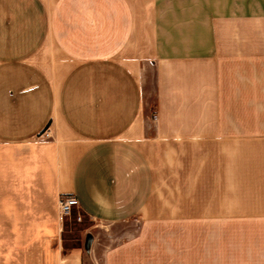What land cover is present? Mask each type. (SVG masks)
<instances>
[{"label":"crops","instance_id":"crops-1","mask_svg":"<svg viewBox=\"0 0 264 264\" xmlns=\"http://www.w3.org/2000/svg\"><path fill=\"white\" fill-rule=\"evenodd\" d=\"M61 195L144 229L86 263ZM0 220V264H264V0H0Z\"/></svg>","mask_w":264,"mask_h":264},{"label":"rangeland","instance_id":"rangeland-1","mask_svg":"<svg viewBox=\"0 0 264 264\" xmlns=\"http://www.w3.org/2000/svg\"><path fill=\"white\" fill-rule=\"evenodd\" d=\"M58 219L63 247L81 248L84 251L86 263L90 250L85 248L87 239H90L89 248L92 247L97 256H101L106 248L128 242L132 236L139 235L144 229V224L138 220L118 224H101L92 221L77 207H73L71 213L63 219L59 218L58 212ZM14 227V221L0 220V247H12L13 244H17V237L12 232Z\"/></svg>","mask_w":264,"mask_h":264},{"label":"built area","instance_id":"built-area-1","mask_svg":"<svg viewBox=\"0 0 264 264\" xmlns=\"http://www.w3.org/2000/svg\"><path fill=\"white\" fill-rule=\"evenodd\" d=\"M46 135H50V131H46ZM73 207H78V200L74 195H61L58 200L59 218L63 219L71 213Z\"/></svg>","mask_w":264,"mask_h":264},{"label":"water","instance_id":"water-1","mask_svg":"<svg viewBox=\"0 0 264 264\" xmlns=\"http://www.w3.org/2000/svg\"><path fill=\"white\" fill-rule=\"evenodd\" d=\"M90 246V239H87L85 248L88 250Z\"/></svg>","mask_w":264,"mask_h":264}]
</instances>
